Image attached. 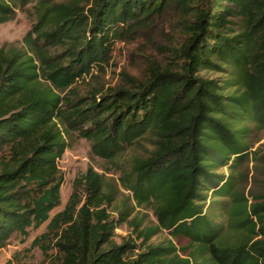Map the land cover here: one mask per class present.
<instances>
[{
	"label": "trees",
	"instance_id": "obj_1",
	"mask_svg": "<svg viewBox=\"0 0 264 264\" xmlns=\"http://www.w3.org/2000/svg\"><path fill=\"white\" fill-rule=\"evenodd\" d=\"M30 3L36 20L22 46L0 45V249L48 221L31 242L44 264H264V193L249 201L232 184L222 194L228 181L214 173L248 157L241 121L264 127V0H0V24ZM170 9L183 33L170 62L149 67L142 80L123 74L117 86L71 91L96 76L92 67L103 70L116 39ZM72 132L110 162L141 139L151 143L122 172L130 195L116 214L108 208L117 190L88 167L50 216L60 204L58 161ZM208 191L233 202L235 242L204 210ZM141 206L152 207L155 226L134 214ZM124 223L135 236L116 243ZM161 230L188 239L184 253L195 249L181 256L172 241L147 243Z\"/></svg>",
	"mask_w": 264,
	"mask_h": 264
},
{
	"label": "rangeland",
	"instance_id": "obj_2",
	"mask_svg": "<svg viewBox=\"0 0 264 264\" xmlns=\"http://www.w3.org/2000/svg\"><path fill=\"white\" fill-rule=\"evenodd\" d=\"M33 4L30 3L23 9H16L11 20L0 24V45L22 46L23 36L36 20ZM182 35L178 14L174 10H167L154 20L151 27L137 30L129 36L116 39L109 60L103 64V70L100 71L96 66L92 67L91 75L96 76L87 75L84 79L77 80L70 87L72 88L71 91L84 95L92 87L117 86L125 83L123 74L136 80L144 79L149 67L164 65L171 61L173 48L179 46L183 41ZM54 50L60 49L56 47ZM202 73L206 77L218 80L224 79L226 75L225 72ZM70 92L67 94L68 91L66 90L63 95L71 96ZM238 126H245L248 129L246 134V141L249 146L248 157L239 162L231 158L227 165L215 170L214 173L222 176V180L228 181V184L221 189L222 194L230 190V186L233 184L231 191L237 189L239 193L247 196L249 201H253L252 196L264 193V127H259L248 119L241 121ZM66 140L68 146L58 161V166L63 175V183L60 187V204L50 212V216L63 209L72 191L74 179L84 173L88 167L103 174L106 182L113 185L117 190L115 200L108 208L109 212L113 211L116 214L117 209L121 207L122 200L130 195V192L121 185L122 172L129 168L133 157L145 155L147 148H152L149 140L141 139L139 143L128 148L115 162L95 156L91 152L90 142L80 137L76 132L66 135ZM215 180L220 182L219 184L222 183L220 177H216ZM215 186L216 183H212L209 188ZM207 196L204 210H206L208 217L223 228L221 236H224L229 242H235L240 235L233 231L232 223L230 224L229 208L233 205L230 197L214 196L211 198V191H208ZM208 201H210L209 204ZM133 204L132 201L127 203V205ZM236 208L241 209L240 202H237ZM134 214L145 215L144 226L157 224L151 206L135 207ZM47 223L48 221L37 229L29 228L28 235L24 239L19 234L12 235L6 246L0 249V264H44L45 259L42 251L37 246L31 247V242L46 230ZM129 236L134 237L135 235L131 232L128 224L124 223L115 230L114 241L119 243ZM140 241L136 240V243H140ZM168 241H172L179 249L181 256L195 249V245H192L184 253L182 249L189 246V240L181 236L172 237L167 230L159 231L147 243L166 244Z\"/></svg>",
	"mask_w": 264,
	"mask_h": 264
}]
</instances>
